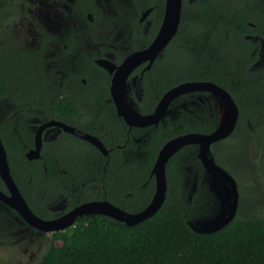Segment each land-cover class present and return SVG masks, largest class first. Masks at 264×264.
Returning a JSON list of instances; mask_svg holds the SVG:
<instances>
[{
	"label": "trees",
	"instance_id": "trees-1",
	"mask_svg": "<svg viewBox=\"0 0 264 264\" xmlns=\"http://www.w3.org/2000/svg\"><path fill=\"white\" fill-rule=\"evenodd\" d=\"M152 3L156 0H149V4ZM162 3L161 0L156 9L159 19ZM221 7L222 0H182L178 31L163 50L162 75L158 74L160 65L157 64L161 59H157L144 75V94L141 100L136 101L137 108L142 113L150 112L162 94L180 82L212 81L230 90L240 110L235 130L226 140L238 137L254 149L258 145L262 150L257 153L263 154L264 115H246L242 108L244 104L248 109L264 108V101L239 99L237 89L240 80L231 78V82L223 77L220 67L215 66L219 59L209 57L212 52L216 57L220 54V36L215 32L219 31ZM28 61H36L38 65L42 62L40 56H33L32 52L6 42L0 55V97L31 92L32 87L39 86V83L40 93H44L41 69H33L40 71V82H33L37 76L30 68L32 62ZM205 93L179 96L170 105L173 111L163 121L145 128L127 129L123 119L116 115L112 103L100 105L99 109L112 114L111 121L100 116L88 125H98V129L104 126V130H93L91 134L110 148L108 156L103 157L92 145L73 137L72 141L84 145L79 150L83 159L81 163H46L44 167L25 157L24 134L18 130L20 114H23V119L29 114L46 120L48 106L44 102L15 98L11 101L13 107L0 123V137L7 152L11 175L31 210L38 215H41L43 206H40L39 198L33 197L36 187H41L47 194L61 191L80 193L79 201L106 199L125 211L138 212L149 203L154 193L155 182L150 172L160 147L175 136L189 132L209 133L216 127L219 120L216 111L208 107L203 114L198 110L201 101L197 96ZM100 103L104 104L103 101ZM29 107L33 111L27 114ZM53 108L60 109L68 117L77 111L70 100L55 101ZM212 154L217 163L234 175L215 151ZM259 159L264 160V157ZM253 161L257 165V158ZM187 168L195 173L193 178L189 177ZM165 173V201L153 215L133 226L102 214L79 216L71 226L52 233L40 253L38 264H264V213L245 216L240 212L241 205H238L234 219L219 230L198 233L188 225L192 212L199 211L204 205L198 201L199 197L205 201L201 193L205 191V185L197 145H186L171 156ZM63 181L67 191L63 189ZM193 181L196 191L189 201L187 195ZM94 183L98 186L96 192H89L86 185ZM0 189L5 191L1 178ZM1 241L7 243V240Z\"/></svg>",
	"mask_w": 264,
	"mask_h": 264
},
{
	"label": "flooded vegetation",
	"instance_id": "flooded-vegetation-1",
	"mask_svg": "<svg viewBox=\"0 0 264 264\" xmlns=\"http://www.w3.org/2000/svg\"><path fill=\"white\" fill-rule=\"evenodd\" d=\"M162 1V15L159 19L156 9L159 8L161 0H156V3L152 4H149V0H57L59 4L50 0L48 8L50 7V10L59 8L61 18L58 19L55 16L56 13L52 11L48 12L47 8L46 13H49L51 26H43L41 23L35 37L26 40L22 36L15 35V28L19 23L30 20V0H0V55L2 48L8 42L12 46L32 52L33 56H40L42 60L39 62L40 65L36 61L27 63L32 62L30 68L37 76L33 82L37 80L40 82V71L43 74L44 93H40L41 83H39V86L32 87L31 92L0 97V102L4 100L11 102L19 98L28 99L31 102H44L48 106L45 113L48 116L46 120L30 116L28 113L33 111L31 107L27 109V118L23 119V114H20L21 126L18 131L26 135V141L23 144L25 157L26 152L35 146V135L39 126L46 122H62L89 134L93 130H104V126L98 129V125H88V123L97 121L100 116L111 121L112 114L106 109H99V106L112 103L115 108L110 93L112 76L116 67L127 56L146 48L153 41L163 20L165 0ZM221 15L220 23H218L219 31L215 32L220 36V54L216 57L212 52L209 53V57L219 59L215 66H218V69L220 67L219 72L223 77L230 81L231 78L236 77L240 80V86L237 89L239 99L264 101V0H222ZM162 57L163 51L154 58L149 68H145L149 62L145 60L128 75L127 93L136 107V101L141 100L144 94V75L157 59H161L157 64L160 65L158 74L162 75ZM104 65H113V70L109 71ZM35 68L41 70H33ZM225 90L230 94V90ZM65 100H70L76 105L77 111L73 116L68 117L60 109L53 108L55 101ZM237 109L239 117L238 106ZM10 110L1 118L0 123L5 120ZM242 110L246 115H264L263 107L248 109L244 104ZM95 116H97L96 119H94ZM127 129H129L128 125ZM40 137L39 157L32 159L26 157L28 160L40 163L43 167L46 163L75 165L83 160L80 158L79 150H82L84 145L79 141H72L73 137H80L65 131L61 126L55 124L46 126L42 129ZM82 140L92 145L87 140ZM92 146L101 153L97 147ZM104 147L107 149V155L101 154L107 157L110 148L105 145ZM255 148H258V145ZM258 160L259 158H257V164L260 167ZM64 173H66L65 170ZM62 186L64 191H67L64 181ZM86 186L92 193L98 188L95 183ZM193 187L195 189L190 190L187 195L189 201L192 200L196 191L195 182ZM3 192L7 193L6 187ZM33 192L34 199L39 198L40 206L43 208L41 215L32 211L42 219H54L83 202L100 200L93 198L79 201L80 193L67 194L61 191L47 194L41 187H36ZM198 201L203 203L200 197ZM206 203L207 201L204 204ZM5 207L16 220H20L22 225L35 235L44 236L49 233L30 226L13 208L8 205ZM200 210L193 211L190 219H197ZM0 239L2 240L1 237Z\"/></svg>",
	"mask_w": 264,
	"mask_h": 264
},
{
	"label": "water",
	"instance_id": "water-1",
	"mask_svg": "<svg viewBox=\"0 0 264 264\" xmlns=\"http://www.w3.org/2000/svg\"><path fill=\"white\" fill-rule=\"evenodd\" d=\"M181 6L182 0H165L163 20L153 41L146 48L131 53L116 67L110 84L111 97L117 115L122 117L130 129L132 127L158 125L170 112L171 103L183 94L208 92L213 94L219 103V120L214 130L209 133L189 132L181 134L170 138L160 147L150 172L155 182L154 193L149 203L140 211L128 212L106 199H100L83 202L54 219H42L29 207L11 175L7 152L0 137V178L7 189V193L0 190V201L13 208L30 226L45 232H56L71 226L77 217L89 214L106 215L128 226L137 224L141 220L153 215L163 205L167 188L166 163L171 156L189 144L197 145V157L201 162L205 174L209 177L208 186L219 196L221 205L218 214L216 216L213 215L209 220L204 221L203 224H199L200 219L197 218L195 220L189 219L187 221L188 225L195 232L209 233L221 229L234 219L237 213L239 198L237 182L227 170L215 162L210 150L212 144L226 139L235 129L238 120V109L231 95L224 88L212 81L187 80L165 91L153 110L142 114L127 93V85L129 84L127 78L131 71L145 60L149 61L145 68H149L154 58L162 53L165 46L177 32ZM104 66L109 71H112L114 67L113 65ZM124 94L127 95L132 109L127 107ZM52 124L61 126L65 131L87 140L97 147L103 155H107V149L96 136L62 122L49 121L39 126L35 135V146L26 152L28 159L39 157L41 131L46 126ZM192 221L196 222L192 223Z\"/></svg>",
	"mask_w": 264,
	"mask_h": 264
},
{
	"label": "rangeland",
	"instance_id": "rangeland-1",
	"mask_svg": "<svg viewBox=\"0 0 264 264\" xmlns=\"http://www.w3.org/2000/svg\"><path fill=\"white\" fill-rule=\"evenodd\" d=\"M54 2L55 4H59L57 0H54ZM49 3H51L50 0H30V20L19 23L15 28V35L18 37L22 36L26 40H31L35 37L41 23H43V26H51L52 21L49 18V13H46ZM49 8L48 12L52 11L56 13L55 16L58 19L61 18L59 8H56L55 10H50ZM38 16L41 19H39ZM197 99L201 101V105L198 109L201 113L205 114L208 107L218 113L219 103L216 101L213 94L208 92L205 94H199ZM11 108L12 103L10 101L4 100L0 102V120ZM173 109L174 108L172 107L169 113H171ZM24 138L26 141V135ZM210 150L215 162L216 159L212 154V151H215L221 162L234 172V175L232 174V176L236 178L235 180L238 186V205H241V207L239 206L241 214L254 217L264 213V160H258L260 167L258 164H254L253 161L254 158L264 157V153H257L262 149L259 147L254 149L245 141L236 137V139L232 138L224 142H215L211 145ZM188 171L187 172L190 175L189 177L193 178L194 176L192 175H195V173H192L193 170L191 172L188 169ZM208 179L209 177H207L203 170L202 181L205 185V191L201 193L205 196L203 204L206 201L207 203L201 206V210L197 214L198 216L196 215L200 219L199 224H203L204 221L209 220L213 215L216 216L220 211V198L215 194L214 190L209 188ZM194 182L195 181L190 183V190L195 189L193 187ZM5 205L6 204L3 202H0V237L2 240H7L6 243L0 239V264H38L40 253L44 245L48 242V238L52 235L50 233L51 231L44 236H41L40 234L35 235L25 225H22L20 220H16V218L7 210ZM196 221H192V223H195Z\"/></svg>",
	"mask_w": 264,
	"mask_h": 264
},
{
	"label": "bare ground",
	"instance_id": "bare-ground-1",
	"mask_svg": "<svg viewBox=\"0 0 264 264\" xmlns=\"http://www.w3.org/2000/svg\"><path fill=\"white\" fill-rule=\"evenodd\" d=\"M124 96H125V103L128 105L127 107L129 108V109H132V107H131V105H130V103H129V100H128V97L124 94Z\"/></svg>",
	"mask_w": 264,
	"mask_h": 264
}]
</instances>
